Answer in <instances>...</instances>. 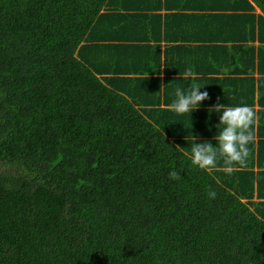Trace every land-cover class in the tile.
<instances>
[{
	"label": "trees",
	"instance_id": "1",
	"mask_svg": "<svg viewBox=\"0 0 264 264\" xmlns=\"http://www.w3.org/2000/svg\"><path fill=\"white\" fill-rule=\"evenodd\" d=\"M207 5L194 31L138 0H0V264H264V0ZM201 52L237 75L207 102L256 113L231 171L184 144H215L219 113L177 129L172 77L132 76Z\"/></svg>",
	"mask_w": 264,
	"mask_h": 264
},
{
	"label": "crops",
	"instance_id": "2",
	"mask_svg": "<svg viewBox=\"0 0 264 264\" xmlns=\"http://www.w3.org/2000/svg\"><path fill=\"white\" fill-rule=\"evenodd\" d=\"M136 1V0H131ZM141 2L142 5L147 7L148 13L150 14H159L161 16V19L163 20V14L164 13H170V16L168 17L169 23H176L180 25L181 23L186 21V17L182 16L184 13H187L189 15L187 21L188 23H192V27L189 29L196 30L198 25L201 23L199 20L201 19V14L208 13V0H165V3L169 2V5L163 6L164 1L163 0H138ZM159 8H156L158 7ZM257 11H259L258 8H256ZM211 12V11H210ZM182 14V15H178ZM195 15H198L197 17ZM110 19H112L110 17ZM157 21V17L155 18ZM113 20V19H112ZM127 19H123L122 22H126ZM152 25L156 26V23H152ZM196 40V39H192ZM191 42H195L192 41ZM257 41H255V44ZM163 48V47H162ZM161 48V50H162ZM111 49H107L109 52ZM107 51L104 49L101 50L102 54H106ZM113 53H116L117 50H111ZM154 56H157L158 49H154ZM194 52V50H190ZM126 52V51H124ZM127 53V52H126ZM191 54L188 56V59L183 58H177L174 61L177 64V66L174 69H181V71L178 72H172L170 71L168 74H165L163 71L156 75L151 69L153 67L155 68L156 65H160V70L163 68V57L162 55H159V57H156V60L154 61L151 59L150 63H152L154 66L149 65L145 68V65L143 68L138 70L137 73L134 72L132 75L133 77H147L146 79L142 80L144 82L145 80L149 79L150 77L160 76L162 79L163 77H172V80L167 81L166 83L163 82L160 84V89L158 90L161 94H163V89H167L170 94L174 95L175 88L177 86L183 87L185 90H187L192 84H199L203 86L200 91H207L209 94V99H206L201 102V105L199 108L194 110V115L187 118L183 117L182 115H178L177 119H181L179 122H172V126H175L174 124L177 123L179 126L177 129H183L186 127L187 131H194L196 130V125H202L204 122V117L202 113H200V110L202 107H214V104H209L207 101L210 99L219 100L220 96V90L218 87H221L222 78L225 76L235 77L236 74L232 73H223V72H216L215 70H212V68H215L213 66L214 62H218V60L211 59V55H206L204 53H198L194 56H191ZM113 60H116L113 58ZM116 65V61H114V68ZM150 69V70H149ZM256 75V73H255ZM235 79V78H234ZM239 81V80H237ZM232 84V83H231ZM173 97V96H172ZM206 102V103H205ZM257 107V104L254 105ZM164 107L170 109V105L165 104ZM173 115V113H171ZM170 115V116H171ZM216 117H219V114H216ZM192 118V120H191ZM217 121H219V118H216ZM173 120V116L171 118ZM194 127V128H193ZM187 143L188 146H191L192 143L190 141H185L184 144ZM188 152V151H187ZM256 152V149H255ZM255 198V197H254Z\"/></svg>",
	"mask_w": 264,
	"mask_h": 264
},
{
	"label": "clouds",
	"instance_id": "3",
	"mask_svg": "<svg viewBox=\"0 0 264 264\" xmlns=\"http://www.w3.org/2000/svg\"><path fill=\"white\" fill-rule=\"evenodd\" d=\"M257 12H261L260 8ZM255 8V9H256ZM203 86L192 84L187 90L177 86L175 88V99L170 105V109L178 115L191 114L200 107L201 102L209 98L207 91H200ZM213 111L219 113V122L216 128L220 131L212 142H193L191 145L189 159L191 164L198 169L207 170L217 166L219 161L223 162L227 171H231L236 164L243 165L250 153L249 145L255 141L254 124L256 113L253 107L240 103L235 106L217 104L212 107ZM173 178H177L179 173H170ZM210 198L216 197V192L210 187L208 189Z\"/></svg>",
	"mask_w": 264,
	"mask_h": 264
}]
</instances>
